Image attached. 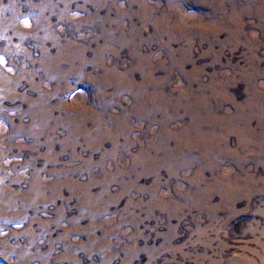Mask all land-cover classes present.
Returning <instances> with one entry per match:
<instances>
[{
	"label": "rangeland",
	"instance_id": "374dc122",
	"mask_svg": "<svg viewBox=\"0 0 264 264\" xmlns=\"http://www.w3.org/2000/svg\"><path fill=\"white\" fill-rule=\"evenodd\" d=\"M0 264H264V0H0Z\"/></svg>",
	"mask_w": 264,
	"mask_h": 264
}]
</instances>
